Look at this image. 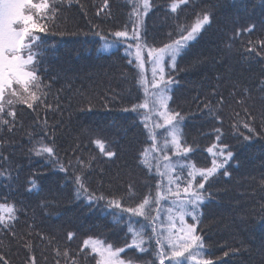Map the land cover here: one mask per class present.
Returning a JSON list of instances; mask_svg holds the SVG:
<instances>
[{
  "label": "trees",
  "instance_id": "trees-1",
  "mask_svg": "<svg viewBox=\"0 0 264 264\" xmlns=\"http://www.w3.org/2000/svg\"><path fill=\"white\" fill-rule=\"evenodd\" d=\"M102 2L79 0L71 6L65 4L56 20L57 34H40L45 41L40 47L46 51L41 55L39 73L49 86L45 91L47 103L52 107L47 110L42 107L34 113L18 106L20 123L14 134H4L10 141L4 151L10 157L12 179L0 178V202L7 198L21 209L16 226L18 235H26L29 225L32 226L30 239L35 244L39 264H55V246L70 247L75 252L89 236L117 247L131 242L127 214L113 216L111 213L118 210L105 209L104 201L89 207L83 198L77 200L71 169L67 174L60 172L44 158L30 154L27 133L35 130L37 138L43 135L44 120L62 161L80 155L85 159L89 154L96 156L93 168L86 173L91 189L123 197L128 204L150 192L155 195L159 180L136 161L138 152L149 143L141 116L124 111L144 98L135 78L137 69L128 63L135 50L121 43L104 51L103 42L93 34L98 30L96 25L107 35L109 30H119L128 24L131 4L129 0H109L111 16L103 13L97 16ZM169 3L170 0H153L154 7L143 18L141 33L150 46L169 42V33L175 38L177 24L191 23L197 11L210 8L214 15L211 26L178 58L176 68L166 69L175 81L170 86L169 106L182 113L183 139L194 149L188 154V162L197 167L211 166L213 157L207 148L217 143V127L223 131L221 143L229 145L234 154L228 164L231 175L218 174L205 185L206 199L200 209L198 232L212 256L221 258V264H262L264 138L257 136L246 141L232 125L244 118L243 107L237 100L247 88L251 93L247 106L258 117L256 127L261 130L259 117L264 112V93L259 91L258 84L264 80V59L250 56L244 49L249 40L264 38L261 28L264 0H193L196 7L182 5L177 13L169 11ZM251 23L257 24L253 33L245 32L233 39L238 29ZM206 103L214 108L213 115H208ZM236 112L240 117H236ZM95 137L107 141L117 156L109 160L100 155L91 143ZM47 142H51V136ZM33 175L38 189L29 192L26 180ZM130 183L133 193L128 192ZM140 223L151 234L147 222ZM68 231L76 233L72 241L66 239ZM36 233L44 234L45 239L41 240ZM0 241V252L7 254L13 264H23L25 250L18 242L2 233ZM152 246L155 247L154 239ZM132 251L129 249V254ZM225 251L229 252L227 257L223 255ZM88 259L94 264L91 256ZM144 259L155 257L149 252Z\"/></svg>",
  "mask_w": 264,
  "mask_h": 264
},
{
  "label": "snow or ice",
  "instance_id": "snow-or-ice-1",
  "mask_svg": "<svg viewBox=\"0 0 264 264\" xmlns=\"http://www.w3.org/2000/svg\"><path fill=\"white\" fill-rule=\"evenodd\" d=\"M73 2L79 3V0H0V178L12 179L10 157L4 151L10 141L4 134H14L16 131L17 124L20 123L17 118L18 106H25L34 113H38L42 107L45 110L52 107L47 103L45 91L49 86L43 83L39 73V65L43 62L41 55L46 51L40 47L45 43L40 34L56 35L58 13L65 4L71 6ZM129 3L131 11L128 24L119 30H109L107 35L96 25L98 30L93 34L103 42L104 51L121 43L127 44L129 50L135 49L134 58L128 63L137 69L135 78L143 89L144 98L142 102L124 108V111L141 116L149 143L138 152L136 161L149 174L154 173L159 177L155 185V195L150 192L139 200L126 204L123 197L91 189L86 173L93 168L96 156L89 154L85 159L80 155L75 156L74 160L62 161L58 156L55 138L47 130L48 122L44 120V128L41 130L43 135L37 138L34 135L35 130L27 133L31 144L30 154L44 158L60 172L67 174L71 169L76 199L83 198L89 207L104 201L105 209L118 210L111 213L113 216L127 214V231L131 235V242L126 241L123 247L114 246L106 240L92 236L84 238L75 252L70 247L62 248L57 245L54 247L57 258L55 264H90L89 256L94 264H221V258L213 257L207 250L203 236L198 232V225L202 214L201 205L206 199L205 185L218 174L224 177L231 175L228 164L234 154L229 145L221 143L223 131L217 127V143L207 148V152L213 157L211 166L197 167L195 163L188 162V154L194 149L183 139L182 113L169 106L170 86L175 81L166 72L167 68H176L178 58L211 26L214 20L213 12L210 8L195 12L191 23L177 24L175 38L169 33V42L154 47L147 43L141 33L143 17L154 7L153 0H129ZM190 4L196 7L193 0H170L168 9L171 13H177L182 5ZM101 13L111 16L109 0H103L96 15L100 16ZM261 28L264 29V25H261ZM256 29L257 24L251 23L238 29L233 34V39L245 32L253 33ZM227 46L231 48L230 43ZM244 51L250 56L264 59V38L249 40ZM128 54L133 55L131 51ZM149 62L151 80H148L145 74V65ZM258 89L264 93V80L259 81ZM250 97L249 90L243 89V95L237 103L243 107L244 118L232 125L233 130L246 141L257 136L264 138V112H261L259 117L261 130L258 131V117L247 106ZM204 107L208 109V115L214 114V108L210 104L206 103ZM235 115L240 117L239 112ZM20 126L23 127L22 124ZM50 136L49 143L47 138ZM91 143L99 150L100 155L109 160L117 156V152L102 138L95 137ZM76 150H79V145ZM173 157L179 159L174 160ZM26 183L27 191L38 189L34 175L28 177ZM261 186L264 187V180L261 181ZM133 191L130 183L128 192ZM129 199L132 200V197ZM162 201L167 202L166 205H162ZM20 211L16 203L8 202L7 198L0 202V233L11 236L12 240L17 241L18 246L25 250L23 264H39L35 255V244L30 239L33 235L32 226L29 225L26 235L17 233ZM164 216L167 217L166 225ZM140 221L147 222L151 234H147ZM261 223L264 224V220ZM36 235L41 240L45 239L42 233ZM75 237L74 231L66 233L67 241H72ZM153 239L155 247L152 246ZM129 249L133 250L131 254ZM232 251L239 252L240 249ZM149 252L155 259H144V254ZM223 255L227 257L229 252L225 251ZM0 264L13 262L7 254L0 252Z\"/></svg>",
  "mask_w": 264,
  "mask_h": 264
},
{
  "label": "rangeland",
  "instance_id": "rangeland-1",
  "mask_svg": "<svg viewBox=\"0 0 264 264\" xmlns=\"http://www.w3.org/2000/svg\"><path fill=\"white\" fill-rule=\"evenodd\" d=\"M124 45L127 46V44H124ZM132 50H135V49L133 48ZM145 55H146V51H145ZM145 74H146L147 79L151 80L152 76H151V63L150 62L145 65ZM160 131H163V130H160Z\"/></svg>",
  "mask_w": 264,
  "mask_h": 264
}]
</instances>
